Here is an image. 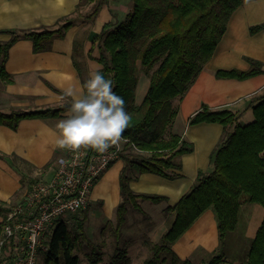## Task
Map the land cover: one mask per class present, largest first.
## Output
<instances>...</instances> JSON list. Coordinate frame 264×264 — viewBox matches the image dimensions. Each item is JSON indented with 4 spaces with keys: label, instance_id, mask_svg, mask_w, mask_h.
<instances>
[{
    "label": "trees",
    "instance_id": "trees-1",
    "mask_svg": "<svg viewBox=\"0 0 264 264\" xmlns=\"http://www.w3.org/2000/svg\"><path fill=\"white\" fill-rule=\"evenodd\" d=\"M109 1L81 0L77 9L93 2L90 14L93 16ZM243 2L132 0V10L124 20L106 23L101 34L94 37V43L101 42L98 57L103 65L101 72L113 81V90L124 99L126 111L132 118L123 133L129 142L125 143L121 153L124 166L120 174L116 238L121 236L126 225L129 208H142L138 199L154 203L166 200L162 195L134 191L131 180L146 172L170 179L180 176L173 169L182 168V155L194 147L182 135L173 132L179 111L174 101L186 94L211 59L231 15ZM61 21L57 28L2 29L1 32L10 34V38L0 41V80L12 81L6 61L15 42L30 39L36 52L47 50L54 39L65 37L73 24L69 17ZM263 28L264 22L252 25L250 32L256 33ZM248 60L249 69H218L216 77L246 79L264 73L263 62L253 58ZM143 70L150 84L138 103L136 92ZM82 79L84 82L88 77ZM70 104L28 111L0 110V124L17 129L23 118L59 116ZM253 111L254 120L247 124H241L238 115L230 109H212L206 104L190 117L191 125L218 122L225 126V132L211 155L212 170L200 172L193 187L175 205L165 209L173 220L160 241L153 244L151 256L141 264H193L189 259L180 258L173 244L207 209H212L215 214L220 242L219 249L204 264H224L227 240L238 226L241 205L248 202L264 207V94L256 98ZM134 148L137 150H132ZM0 158L7 159V155L0 153ZM8 211V205L0 202V216L4 218ZM79 225L82 226V222ZM3 226L2 219L0 229ZM78 238L67 221H58L47 241L48 249L41 252L42 264H81L80 256L75 253ZM93 254L90 256L93 263L102 260V253ZM105 264H132V258L127 249L117 248ZM246 264H264V219L251 242Z\"/></svg>",
    "mask_w": 264,
    "mask_h": 264
},
{
    "label": "crops",
    "instance_id": "crops-1",
    "mask_svg": "<svg viewBox=\"0 0 264 264\" xmlns=\"http://www.w3.org/2000/svg\"><path fill=\"white\" fill-rule=\"evenodd\" d=\"M80 1L0 0V41L10 38V34L1 32L2 29L42 30L57 28L62 23L61 19L66 17L73 20L65 37L54 39L47 50L36 52L33 41L25 38L11 46L6 69L12 81L0 80L1 111L38 110L70 104L71 99L64 98V91L68 87H81L83 76L89 78L91 71L102 70L103 65L98 61L101 43L99 40L94 43V37L100 34L106 23L124 20L133 3L132 0H110L96 15L91 16L93 3H86L77 9ZM262 22L264 0H244L231 15L227 30L211 59L186 94L181 99H175L179 111L173 132L182 135L194 147L191 152L182 155V168L173 169L180 176L170 179L146 172L131 180V187L138 193L166 197L161 205H156L159 206L156 210L150 208L149 202L152 201L140 199L143 210L139 214L144 216L145 223H142L143 220L131 222L123 228L125 233L137 235L134 241L137 240L142 248L160 241L173 218L171 214L165 215L164 210L169 205H175L193 187L200 172H209L213 168L211 155L225 132V126L218 122L191 125L190 117L206 104L212 109L234 111L241 124L254 120L256 98L264 94V73L246 79L219 78L215 73L218 69L247 70L251 66L248 58L264 63V28L256 33L250 32L252 25ZM143 76L146 77L141 73L140 77ZM141 81L136 93L138 103L143 100L150 84L146 79L143 83ZM67 111L54 117L23 118L17 129L0 124V153L7 155V159L0 158V202L8 206L18 202L26 191V183L39 174L52 178L59 160L68 150L59 148L55 143L59 135L56 124ZM245 116L246 120H240ZM14 155L18 157L14 158ZM48 164L51 166L43 172L42 168ZM25 166L29 170H25ZM123 166L124 160L119 158L101 175L96 183L99 186L95 192L92 190L86 209L92 200L99 199L103 212L115 217L121 200L120 174ZM155 215H161L162 219L155 220ZM2 218L0 216V223ZM263 219L264 207L261 204H242L239 219L243 222L239 233L241 240L250 245ZM137 223L140 225L137 226ZM235 231L229 238L236 235ZM219 242L215 214L212 209H207L173 244V249L182 259H189L194 264L204 263L219 249Z\"/></svg>",
    "mask_w": 264,
    "mask_h": 264
},
{
    "label": "built area",
    "instance_id": "built-area-1",
    "mask_svg": "<svg viewBox=\"0 0 264 264\" xmlns=\"http://www.w3.org/2000/svg\"><path fill=\"white\" fill-rule=\"evenodd\" d=\"M129 139L100 153L91 148L67 150L49 180L36 179L20 200L9 205L0 229V264H39L48 249L45 233L66 212L87 208L101 175L124 152Z\"/></svg>",
    "mask_w": 264,
    "mask_h": 264
},
{
    "label": "rangeland",
    "instance_id": "rangeland-1",
    "mask_svg": "<svg viewBox=\"0 0 264 264\" xmlns=\"http://www.w3.org/2000/svg\"><path fill=\"white\" fill-rule=\"evenodd\" d=\"M91 3H93V2H90L88 4H91ZM92 7H93V5L91 6V12H92ZM101 32H100V34H101ZM80 37H81L80 35L77 36L78 39H80ZM142 74H145L144 70L142 71ZM145 79L147 82L150 81V79L147 75H146V77H144V76L140 77L139 80L140 81L142 80L141 83H143V80H145ZM140 95H141V93L139 92L138 93V99H139ZM240 120H243V121L246 120V116H245V119H243V117H241ZM132 150L135 151L137 149L134 148ZM24 169L29 170V168L26 166L24 167ZM47 178L50 179L51 177H49L47 175L41 177V175L39 174V176H37V178H33V179L34 180H36V179L49 180ZM34 180L30 179L28 181V184L26 183V188ZM98 186H99V184L94 187V189H93L94 192L96 191ZM138 201L140 203V199H138ZM161 204H162V202L158 203V204H152V202H149L150 208L153 207L155 210L158 209V207H159L156 205H161ZM142 210H143L142 208L141 209H137L135 207L129 208V211L127 214L126 224H129L131 222H138L141 220H143L142 223H145L144 216L139 214V212ZM164 214L167 215L166 212H164ZM116 219H117V207H116L115 217H109L101 209V201L99 199H97V200L94 199L91 201V205L89 206L88 209L85 208V209L79 210L77 212H66L59 219H55L53 221V223L49 226L48 231H46V233H45V240L47 238V240H46V243H47V241L50 239L51 234L53 233L54 229L56 228L58 221L65 220L68 222L69 228L71 229V231H73L79 235L78 245H77V248L75 250V253L80 256L81 264H105L106 262L109 261L112 254L116 251L117 248L127 249L128 253L130 254V256L132 258V264H141L146 258L151 256L152 246H153L154 242H152V244H149V246L147 245L146 247L142 248L140 246L141 244L139 242H136L137 240L134 241L135 239L138 238V237H136L137 235L133 234V233H128V232L125 233L124 232L125 228L122 229L121 236L119 238H116L115 231H114L115 227L117 225ZM154 219L158 221V220H161L162 217H161V215H158V216L155 215ZM172 220L173 219L170 220V223L172 222ZM79 221L82 222V226L79 225V223H80ZM242 223L243 222L238 223V226L235 229L236 235L232 236L231 238L228 237L227 245H226V249H225V254L228 253L227 254L228 258H226L224 264H246V260L248 258V251L250 249L251 243L249 245V243L241 240L240 234L242 231ZM139 225H140V223H137V226H139ZM137 234H138V232H137ZM93 253H102V260H100V262H98V263H93L90 260V256L94 255ZM38 262H39V264H42L41 254L39 256ZM195 264H204V263H201V262L196 263L195 262Z\"/></svg>",
    "mask_w": 264,
    "mask_h": 264
},
{
    "label": "clouds",
    "instance_id": "clouds-1",
    "mask_svg": "<svg viewBox=\"0 0 264 264\" xmlns=\"http://www.w3.org/2000/svg\"><path fill=\"white\" fill-rule=\"evenodd\" d=\"M64 98H70L71 104L56 124L59 148L103 153L121 141L132 118L124 99L113 90V81L99 69L91 71L81 87H68Z\"/></svg>",
    "mask_w": 264,
    "mask_h": 264
}]
</instances>
